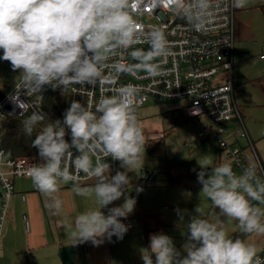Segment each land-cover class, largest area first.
<instances>
[{"label":"built area","instance_id":"2783aa9c","mask_svg":"<svg viewBox=\"0 0 264 264\" xmlns=\"http://www.w3.org/2000/svg\"><path fill=\"white\" fill-rule=\"evenodd\" d=\"M41 1L47 12L43 41L52 47L4 91L0 119H43L47 87L64 71L84 69L65 94V117L77 136L41 154L10 156L0 147V233L15 178L46 174L71 185L106 175L113 180L115 131L150 99L187 101L186 115L202 122L197 135L214 139L220 181L239 192L232 209L264 216V165L233 95L235 0ZM75 52L82 59L78 69L70 64ZM111 225L123 231L132 223ZM230 250L224 253L233 264H264V248L246 261L237 245Z\"/></svg>","mask_w":264,"mask_h":264},{"label":"rangeland","instance_id":"374dc122","mask_svg":"<svg viewBox=\"0 0 264 264\" xmlns=\"http://www.w3.org/2000/svg\"><path fill=\"white\" fill-rule=\"evenodd\" d=\"M239 4L243 10L238 22L245 24V30L234 71V99L242 114H247L246 126L264 160V59L259 57L264 53V0H239ZM46 17L43 1L0 0V37L15 56L0 55L2 90L8 91L20 75L50 52L52 46L43 41L41 21ZM29 46L36 47L18 58ZM74 57L71 67L78 69L82 59L77 52ZM186 102L150 99L138 107L131 122L120 124L115 149L116 180L121 185L117 188L121 190L114 198L111 182L98 183L110 188L98 187L96 213L80 221L105 226L111 202L112 218L131 215L137 224L134 231L141 234L139 240L150 251L141 264H211L209 254L214 255L230 239L235 227L240 229L231 210L235 189L215 183L214 139L197 135L202 122L186 115ZM69 226L76 234L73 222ZM124 234L113 241L120 250L140 243L134 244L129 233Z\"/></svg>","mask_w":264,"mask_h":264},{"label":"crops","instance_id":"0c3cea01","mask_svg":"<svg viewBox=\"0 0 264 264\" xmlns=\"http://www.w3.org/2000/svg\"><path fill=\"white\" fill-rule=\"evenodd\" d=\"M239 5V0H235L237 39L233 49L232 83L234 84V89L236 86L234 83V71L236 64L239 62L237 58L241 54L238 46L243 41L242 35L245 30V24L242 21L238 22V19L239 21L241 19L243 10V6ZM45 20L44 18L41 21L44 27ZM0 40L3 44L5 43L3 38L0 37ZM259 57L264 59V53L261 52ZM235 101L237 100L235 99ZM236 104L256 153L264 165V160L259 155L255 141L246 126L244 117L247 114H242L241 106L237 102ZM245 153L250 157L247 149H245ZM215 156L216 147L213 158V166L217 172L215 183L218 185H229L220 181L218 162H216ZM116 170L113 180L106 175L99 176L89 183L76 185H71L62 179L46 174L15 178V191L11 196L8 207L9 215L5 219L0 233V264H61V259L58 257V248L62 244L73 245L74 264H141L142 260L150 253L149 248H145L139 240L141 234L134 231L137 224L135 225L131 215L125 214L119 217L114 216L115 218L111 217L114 206L112 202L109 205L110 218L105 226L86 223V221L80 223L87 215L90 216L96 213L95 210L100 199L97 196L98 187L107 186L110 188L109 185L98 183L111 182V193L114 198L117 192H120L121 188H117L121 185L116 180L118 177ZM233 188L235 189V198H237L239 192L234 186ZM22 194L24 197L21 196ZM231 210L235 214H233V222L236 225L240 224V229L235 227V233L231 234L230 239L216 249L214 255L210 256L209 254V262L211 264H213L211 259L217 257L219 258L217 264H233L231 254H225L224 250H230L235 245L239 249L238 254L241 261L248 260L250 256L262 251L264 248V216L262 218L245 217L233 209ZM25 219L28 221L27 228L24 223ZM124 220H129L132 223L131 227L126 230L122 231L114 225L108 226L114 221L123 223ZM70 222H73L76 234L71 233ZM113 229L117 230V232L112 231ZM124 233H129L128 239L134 241V244L138 241L140 243L135 246L132 244L133 248H130V250H120L113 241L116 237L125 235ZM148 237L150 236L148 235ZM243 242L244 245L242 244ZM149 245L150 249L153 250L151 241H149ZM181 261L183 262L182 258Z\"/></svg>","mask_w":264,"mask_h":264},{"label":"trees","instance_id":"16d2710c","mask_svg":"<svg viewBox=\"0 0 264 264\" xmlns=\"http://www.w3.org/2000/svg\"><path fill=\"white\" fill-rule=\"evenodd\" d=\"M45 43V42H44ZM36 46L25 48L17 57L26 56ZM0 55L15 57L7 45L0 40ZM83 70L62 72L48 87L43 105L46 114L41 120L27 115H12L0 119V147L10 155L41 154L70 143L77 136L65 117V94L68 85L82 79ZM4 90L0 88V97Z\"/></svg>","mask_w":264,"mask_h":264},{"label":"water","instance_id":"95a60500","mask_svg":"<svg viewBox=\"0 0 264 264\" xmlns=\"http://www.w3.org/2000/svg\"><path fill=\"white\" fill-rule=\"evenodd\" d=\"M58 257L61 264H74V247L72 244H62L58 248Z\"/></svg>","mask_w":264,"mask_h":264}]
</instances>
